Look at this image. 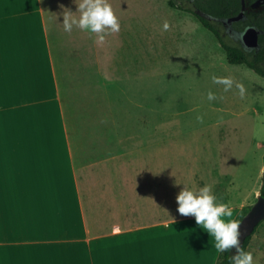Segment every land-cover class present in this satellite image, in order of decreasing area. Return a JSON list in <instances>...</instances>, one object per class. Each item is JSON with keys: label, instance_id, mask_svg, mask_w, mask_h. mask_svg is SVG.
Returning a JSON list of instances; mask_svg holds the SVG:
<instances>
[{"label": "rangeland", "instance_id": "obj_1", "mask_svg": "<svg viewBox=\"0 0 264 264\" xmlns=\"http://www.w3.org/2000/svg\"><path fill=\"white\" fill-rule=\"evenodd\" d=\"M44 2L77 11L80 0ZM108 3L120 30L103 44L89 33L85 44L78 27L74 50L61 37V104L44 109L43 129L46 147L54 148L45 169L54 167L61 186L50 189L52 204L39 190L42 198L30 202L28 216L14 221V230L24 232L14 236L26 248L14 249L22 264L26 253L27 264H101L104 236L118 221L128 222L136 195L140 218L150 211L161 220L181 215L176 196L184 186L210 185L236 219L261 189L264 77L229 64L214 35L168 0ZM219 28L225 40L243 44L240 29ZM213 75L232 79V88L225 92ZM209 91L216 99L208 100ZM194 223L184 230L200 229ZM247 252L253 264H264V220Z\"/></svg>", "mask_w": 264, "mask_h": 264}, {"label": "crops", "instance_id": "obj_2", "mask_svg": "<svg viewBox=\"0 0 264 264\" xmlns=\"http://www.w3.org/2000/svg\"><path fill=\"white\" fill-rule=\"evenodd\" d=\"M68 11L76 17L75 8L61 9L44 0H0V264L23 263L22 254L14 257V249L25 248L19 243L23 238L14 239L24 233L14 230V221L28 216L30 202L42 198L39 190L46 189L45 201L52 204L55 193L50 189L61 186L54 180V167L45 169L46 152L54 148L46 147L43 129L44 109L61 104L62 34L73 50L78 39L76 26L70 32L63 28ZM82 33L86 44L88 33ZM218 48L222 49L220 44ZM138 198H133L128 222L118 221L104 236L101 264H216L220 252L210 239L193 236L208 234L195 226L183 228L195 222L194 217L155 220L148 211L149 217L142 219L135 210L140 209Z\"/></svg>", "mask_w": 264, "mask_h": 264}, {"label": "clouds", "instance_id": "obj_3", "mask_svg": "<svg viewBox=\"0 0 264 264\" xmlns=\"http://www.w3.org/2000/svg\"><path fill=\"white\" fill-rule=\"evenodd\" d=\"M78 17L72 12L64 13L63 28L70 32L73 26L89 34H94L96 43L103 44L105 36L109 33L119 32L120 23L108 0H80L77 4ZM75 12V13H76ZM167 23L164 28L167 29ZM213 83L224 86V91H229L233 81L227 77H211ZM240 94H244L243 85H236ZM208 100L216 99L215 93L209 91ZM198 119H202L199 118ZM177 211L182 216H192L200 229L207 233L215 249L224 253L235 249V254L230 255V264H253V255L240 246V221L233 218L228 205L217 203L210 185H205L197 190L183 187L176 196Z\"/></svg>", "mask_w": 264, "mask_h": 264}, {"label": "trees", "instance_id": "obj_4", "mask_svg": "<svg viewBox=\"0 0 264 264\" xmlns=\"http://www.w3.org/2000/svg\"><path fill=\"white\" fill-rule=\"evenodd\" d=\"M245 1L247 5L254 2V0ZM168 5L173 9L193 14L202 26L217 39L225 51L229 64L245 65L259 76L264 77V10L257 14L248 11L245 13V19L234 23L236 29L242 30L247 27H255L261 32L259 46L250 51L243 44H233L225 40L219 28L221 23L216 22V19H229L237 16L242 10V0H168ZM260 193L264 197V172ZM251 206L243 207L236 220L241 221L251 209ZM253 234L245 240L242 246L245 251L248 249ZM230 255H234L232 250L220 253L216 264H230Z\"/></svg>", "mask_w": 264, "mask_h": 264}, {"label": "water", "instance_id": "obj_5", "mask_svg": "<svg viewBox=\"0 0 264 264\" xmlns=\"http://www.w3.org/2000/svg\"><path fill=\"white\" fill-rule=\"evenodd\" d=\"M247 5L246 1L242 0V10L241 12L230 19H228V24H232V22L240 21L245 18V11ZM260 31L255 27H250L247 29L243 36V45L247 49H255L259 46V35ZM264 220V197L259 192L257 201L254 205L251 206V209L248 213L243 217L240 221V246L242 247L245 240L251 236L257 226ZM232 252L235 254V249H232Z\"/></svg>", "mask_w": 264, "mask_h": 264}, {"label": "flooded vegetation", "instance_id": "obj_6", "mask_svg": "<svg viewBox=\"0 0 264 264\" xmlns=\"http://www.w3.org/2000/svg\"><path fill=\"white\" fill-rule=\"evenodd\" d=\"M247 5V4H246ZM264 10V0H254V2L250 3L249 5H247V8H246V12L249 11L250 12H255L256 14L259 13V12H262ZM246 17V16H245ZM230 19V18H229ZM245 19V18H244ZM228 19H216V22L217 23H226L227 26L230 28V29H235L234 27V23H238L240 21H235V22H232V24H228ZM250 27H247L246 29H242V30H238V31H242V41H243V36L245 34V32L247 31V29H249ZM248 50H252V49H248Z\"/></svg>", "mask_w": 264, "mask_h": 264}]
</instances>
